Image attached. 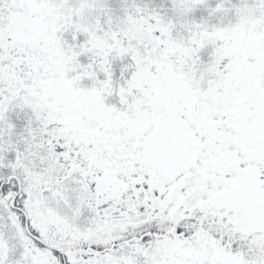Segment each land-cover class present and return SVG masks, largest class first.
<instances>
[{"label":"snow or ice","instance_id":"obj_1","mask_svg":"<svg viewBox=\"0 0 264 264\" xmlns=\"http://www.w3.org/2000/svg\"><path fill=\"white\" fill-rule=\"evenodd\" d=\"M0 264H264V0H0Z\"/></svg>","mask_w":264,"mask_h":264}]
</instances>
